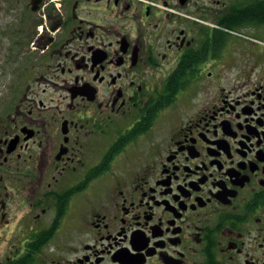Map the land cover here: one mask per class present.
<instances>
[{"label":"flooded vegetation","instance_id":"1","mask_svg":"<svg viewBox=\"0 0 264 264\" xmlns=\"http://www.w3.org/2000/svg\"><path fill=\"white\" fill-rule=\"evenodd\" d=\"M0 264H264V0H0Z\"/></svg>","mask_w":264,"mask_h":264}]
</instances>
